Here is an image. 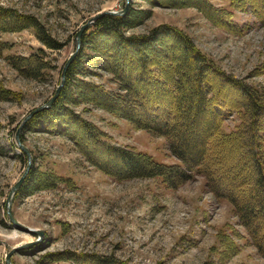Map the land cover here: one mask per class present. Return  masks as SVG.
I'll return each mask as SVG.
<instances>
[{
  "label": "rangeland",
  "instance_id": "1",
  "mask_svg": "<svg viewBox=\"0 0 264 264\" xmlns=\"http://www.w3.org/2000/svg\"><path fill=\"white\" fill-rule=\"evenodd\" d=\"M208 1L214 8L232 13L234 32L220 27L219 19L213 22L201 12L199 0H129L128 8L132 3L134 9L148 15L137 19L127 35L148 34L162 25L179 29L224 72L257 89L264 98V25L252 14L232 9L231 0ZM124 5L125 0H0V7L34 17L62 45L60 50L47 48L33 28L14 31L12 26L11 31L0 32V88L11 92V99L0 102V264H5L6 255L14 247L38 240L34 234L15 229L6 215L9 193L27 164L26 155L15 141L17 130L33 110L54 95L81 27L101 13L121 11ZM38 50L44 52L40 55L49 65L39 80L23 77L9 63V57H29ZM124 53L127 69V58L135 52ZM85 67L88 73L79 74L80 80L105 91L122 93L110 74ZM148 90L143 93L144 98L152 96ZM230 95L228 103L241 97L235 89H230ZM70 107L102 131L109 144L145 154L167 166L178 165L164 138L154 137L91 104L80 102ZM207 113L209 116V110ZM239 123L236 115L230 116L224 121L223 133L234 131ZM24 126L19 136L30 152L32 168L45 176L46 185L51 183L52 187L34 188L29 194L14 197V219L27 228L42 231L43 236L31 248L13 254L12 264H73L60 260L68 254L112 256L127 264H264L232 206L213 196L203 176L196 174L176 188L168 187L159 178L117 180L92 164L72 140L42 130V122L28 131ZM71 131L80 139L87 137L77 128ZM87 149L90 158L108 164L107 169L126 171L119 158L95 147ZM241 151L220 152L219 156L208 158H225L230 164L238 160ZM248 164L232 167L230 173L224 174L225 180L237 176L253 179ZM239 168L244 169L240 176ZM223 190L243 193L233 183ZM257 223L264 228L263 218ZM52 254L58 260L46 258Z\"/></svg>",
  "mask_w": 264,
  "mask_h": 264
},
{
  "label": "trees",
  "instance_id": "2",
  "mask_svg": "<svg viewBox=\"0 0 264 264\" xmlns=\"http://www.w3.org/2000/svg\"><path fill=\"white\" fill-rule=\"evenodd\" d=\"M149 1L155 3L157 0ZM199 2V10L212 18L213 22L215 18L219 19L220 27L228 28L231 32L236 30L230 11L214 8L208 0ZM130 4L125 16L104 15L83 33L81 49L67 70L59 96L49 109L36 114L23 129L32 130L42 122V130L66 136L79 146L80 152L89 157L92 164L117 180L159 178L168 187L176 188L196 174L203 176L213 196L232 206L239 224L250 238L251 246L264 260V228L257 223V219H264L263 96L257 89L224 72L179 29L162 25L148 34L127 35L137 19L148 15V12L134 9ZM230 5L232 9L252 14L264 25V0H231ZM12 26L14 31L33 28L47 48H62L34 17L21 16L0 7V32H9ZM130 50L135 53L128 56L130 66L126 69L124 52ZM42 52L38 50L29 57L15 56L8 60L23 77L39 80L49 66L43 61ZM86 65L110 74L122 93L105 91L100 86L80 80L79 74L88 73ZM96 75L100 76L99 73ZM149 88L153 94L144 98L143 93L149 92ZM230 89L237 90L241 97L228 103L231 99ZM9 99L11 92L0 88V102ZM80 102L124 118L135 128L154 137L164 138L178 165L167 166L145 154L104 141L106 135L70 107ZM234 115L239 116V125L234 131L223 133L224 121ZM73 128L81 130L87 137L80 139L71 131ZM21 142L24 143L22 137ZM90 147L119 158L126 171L115 172L106 168L108 164L94 161L87 149ZM234 150L242 151L239 159L230 164L225 158H208V155L219 156L222 154L220 152L227 154ZM248 161L254 173L253 179L237 176L231 181L225 180L224 174L230 173L232 167L238 168ZM219 169H223V172ZM237 173H244V169L239 168ZM46 180L45 176L32 168L17 194H29L34 188L52 187L51 183L46 185ZM231 183L241 188L243 193L236 195L225 192L223 188ZM46 258L58 260L55 254ZM60 260L73 264H127L112 256L101 258L96 255L68 254Z\"/></svg>",
  "mask_w": 264,
  "mask_h": 264
},
{
  "label": "water",
  "instance_id": "3",
  "mask_svg": "<svg viewBox=\"0 0 264 264\" xmlns=\"http://www.w3.org/2000/svg\"><path fill=\"white\" fill-rule=\"evenodd\" d=\"M128 5H129V0H125V5L124 8L119 11V12H113V11H108V12H104L101 13L97 16H95L94 18H92L88 23H86L84 26L81 27V29L76 33L75 36V50L72 54H70V56L68 57L67 61L64 63L62 70H61V81L59 86L57 87V89L54 92V95L42 106L36 108L35 110H33L22 122V124L20 125L19 129L17 130L16 136H15V141L16 144L18 146V148L21 150V152L26 155L27 157V164H26V168L24 170V173L22 174L21 178L18 180V182L13 186V188L11 189L7 202H6V215L7 218L9 220V222L13 225V227L19 231L22 232H26V233H30V234H34L36 236H38V240L35 242H39L40 238L43 236V232L42 231H35L32 230L30 228H27L21 224H19L13 217L12 211H11V205L13 202L14 197L17 195L18 191L21 189L22 185L25 182L26 177L28 176L31 168H32V158L30 155L29 150L23 145V143L21 142L19 133L22 129V127L35 115L38 114L44 110L49 109L53 103L55 102V100L57 99V97L59 96L62 86L65 83V78H66V73L67 70L69 69L70 65L73 63V61L75 60V58L78 55V52L81 48V37L83 32L86 30V28H88V26L92 25L94 23L95 20H97L98 18L104 16V15H116V16H125L128 12ZM35 243H31V244H25V245H21L18 247H14L13 249H11L8 254L6 255L5 258V264H12L11 258L12 255L15 253H18L26 248H31Z\"/></svg>",
  "mask_w": 264,
  "mask_h": 264
},
{
  "label": "bare ground",
  "instance_id": "4",
  "mask_svg": "<svg viewBox=\"0 0 264 264\" xmlns=\"http://www.w3.org/2000/svg\"><path fill=\"white\" fill-rule=\"evenodd\" d=\"M250 1V0H249ZM177 46V45H176ZM176 49V48H175ZM176 51V50H175ZM109 59V58H108ZM214 77V76H213ZM210 78V77H209ZM214 80V79H213ZM209 82V81H208ZM212 82V81H211ZM214 98V97H213ZM222 98V97H221ZM225 99V98H224ZM226 102V100H225ZM176 110V109H175ZM239 117V116H238ZM223 131V130H222ZM212 145V144H211ZM214 151V150H213ZM241 157V156H240ZM246 158V157H245ZM239 159V158H238ZM250 159V158H249ZM249 162V161H248ZM252 162V161H251ZM238 164V163H237ZM242 164V163H241ZM251 167V166H250ZM236 172V171H235ZM222 175V174H221ZM240 176V175H239ZM245 177V176H244ZM227 183V182H226ZM225 186V185H224Z\"/></svg>",
  "mask_w": 264,
  "mask_h": 264
}]
</instances>
